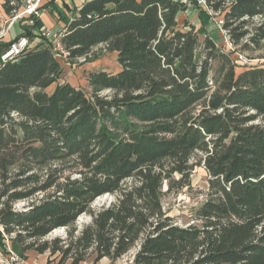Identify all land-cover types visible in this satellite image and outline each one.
<instances>
[{
    "label": "trees",
    "instance_id": "16d2710c",
    "mask_svg": "<svg viewBox=\"0 0 264 264\" xmlns=\"http://www.w3.org/2000/svg\"><path fill=\"white\" fill-rule=\"evenodd\" d=\"M25 2L1 7L11 17ZM206 2L232 45L264 39V0ZM187 7L85 0L62 43L72 57L105 44L119 64L90 71V91L60 80L63 66L31 15L15 37L28 46L0 60V251L13 235L23 251L57 252L60 263L128 254L127 264H264V63H235V50L208 34L200 42L194 24L178 22ZM192 155L209 176L207 197L180 225L163 208L162 185L174 172L188 177ZM105 193L112 200L92 210ZM83 213L91 220L75 235ZM58 227L66 238L38 243Z\"/></svg>",
    "mask_w": 264,
    "mask_h": 264
},
{
    "label": "rangeland",
    "instance_id": "374dc122",
    "mask_svg": "<svg viewBox=\"0 0 264 264\" xmlns=\"http://www.w3.org/2000/svg\"><path fill=\"white\" fill-rule=\"evenodd\" d=\"M41 0H34L33 3L38 4ZM36 6V7H37ZM190 9L186 13V18L198 29L199 41L202 42L204 34L211 35L215 37L217 46L226 51L230 50L224 45L223 37L219 30L215 27V21L222 14H210L208 11L199 9V7L189 5ZM259 17H254L253 22H257ZM211 32V33H210ZM246 40V39H245ZM244 42V40H243ZM200 50V49H199ZM233 50L240 51L251 59L252 64H263L264 63V39L261 40L257 45L250 44L248 48H242V45H233ZM200 52V51H199ZM116 58L114 54L107 49L105 44H97L93 46L90 52L81 57V59H74L71 61V65L63 67L61 73V81H67L74 86L81 87L87 91H90L91 87L88 86L87 77L90 71L105 69L110 72L117 70L116 68ZM217 62L212 63L213 69L215 68ZM242 68V67H240ZM107 91H102L106 93ZM196 155L191 156V163L195 164L191 170L188 177H181L177 172L171 175L170 180H164L162 185V204L164 210L173 218V221L180 225H185L192 222L193 214L198 206L206 199L208 191V174L201 164L196 163ZM47 171V167H43L39 170L41 175H44ZM69 169L64 168L63 175L69 173ZM74 175V173H73ZM42 194H36L34 197L28 200H18L14 203L15 208H22L30 200L39 198ZM103 196V195H102ZM100 196L99 198H102ZM112 195L108 194L106 200L103 204H108L112 200ZM101 200L97 198L91 203L90 207L92 210H96L101 206ZM90 213H83L75 221L74 234H78L79 230L84 224H87L91 220ZM68 230L65 227H58L53 229L44 238L40 239L38 243L43 240H51L54 238H66L68 235ZM13 235H4L5 244L9 245L10 249L18 254L21 258L19 264L28 262V264H59L60 255L59 253L49 254L48 251L43 252L46 259L42 260L41 263L37 261V252L34 248L22 250V247L13 240ZM43 256V255H42ZM40 256L41 258H43ZM129 255H125L117 260H110L107 257L100 259L96 264H127ZM70 260H67L60 264H69ZM25 264V263H24ZM79 264H94L93 255L88 257L86 260L80 262Z\"/></svg>",
    "mask_w": 264,
    "mask_h": 264
},
{
    "label": "built area",
    "instance_id": "2783aa9c",
    "mask_svg": "<svg viewBox=\"0 0 264 264\" xmlns=\"http://www.w3.org/2000/svg\"><path fill=\"white\" fill-rule=\"evenodd\" d=\"M34 0H26L24 6L16 12L13 16L4 18L5 25L1 28L0 38L3 37L7 32L12 23L18 18L25 14L37 15V5L33 3ZM188 5H195L198 7H205L210 14H216L211 7L207 5L206 0H186ZM32 22V21H31ZM223 20L218 18L215 21V26L223 37V42L226 47L233 50V45L228 35V31L223 28ZM46 39H48L52 45V53L54 58L59 60L63 67L71 65V61L74 59H81V57H72L71 50L64 46L61 37L62 34L59 32H53L48 28H43L40 32ZM28 39L25 36H19L9 42V44L1 51L0 60L5 61L19 53H21L28 46ZM233 61L241 66L251 64V59L240 51H235ZM1 229V227H0ZM2 230V229H1ZM21 258L18 254L13 252L9 245H4V251H0V264H19Z\"/></svg>",
    "mask_w": 264,
    "mask_h": 264
},
{
    "label": "crops",
    "instance_id": "0c3cea01",
    "mask_svg": "<svg viewBox=\"0 0 264 264\" xmlns=\"http://www.w3.org/2000/svg\"><path fill=\"white\" fill-rule=\"evenodd\" d=\"M84 1L85 0H41L37 6V15L35 16L38 17V22L39 24L42 25V28H48L53 32H59L62 34L66 28L67 21L73 16V14L77 12V9L81 6V4ZM1 2L2 0H0V27L2 28L5 25L4 18H7V15L4 13L1 7ZM189 9L190 7L188 5L187 9L179 14L178 16L179 23L183 22L184 20H187L185 15L186 13H188L187 11H189ZM199 9L201 8L199 7ZM31 21H32V17L31 15L28 14L18 17L9 27L8 32L3 37L0 38V42H10L12 39H14L17 36L18 33L21 32V29L24 25L30 26L32 24ZM218 33L220 34V32ZM111 52L114 54V57L116 58V52L115 51H111ZM115 63H116V68L118 70L119 64L117 60L115 61ZM38 255H39L37 256L38 262L41 263L42 260L46 259L45 254L39 253ZM40 256H42L43 258H41ZM24 263L28 264V262H24Z\"/></svg>",
    "mask_w": 264,
    "mask_h": 264
},
{
    "label": "water",
    "instance_id": "95a60500",
    "mask_svg": "<svg viewBox=\"0 0 264 264\" xmlns=\"http://www.w3.org/2000/svg\"><path fill=\"white\" fill-rule=\"evenodd\" d=\"M107 195H108V193H105V194H103L102 198H99L100 196L97 197L98 200H101V201H102V202H101V206L103 205V202L106 200ZM110 201H111V200H110ZM110 201H109V202H110Z\"/></svg>",
    "mask_w": 264,
    "mask_h": 264
}]
</instances>
